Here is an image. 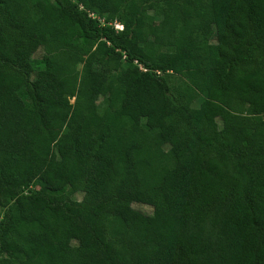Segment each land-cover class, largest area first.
Masks as SVG:
<instances>
[{
    "label": "trees",
    "instance_id": "obj_1",
    "mask_svg": "<svg viewBox=\"0 0 264 264\" xmlns=\"http://www.w3.org/2000/svg\"><path fill=\"white\" fill-rule=\"evenodd\" d=\"M0 209V264H264V0H0Z\"/></svg>",
    "mask_w": 264,
    "mask_h": 264
},
{
    "label": "rangeland",
    "instance_id": "obj_2",
    "mask_svg": "<svg viewBox=\"0 0 264 264\" xmlns=\"http://www.w3.org/2000/svg\"><path fill=\"white\" fill-rule=\"evenodd\" d=\"M115 27V26H114ZM116 29L117 26L115 27ZM43 54V50L42 49H38L34 54H33V61L36 63L38 60H40L41 56ZM168 81L171 85L172 90L175 92V90L182 85V83L184 82V77L182 75H178V74H168L167 76ZM218 123H220V119H217ZM83 193L82 192H77L73 195L74 199L80 200L82 197ZM132 206L136 209H139L141 211H143L144 213L150 214L152 213V207L146 204H142V203H138V202H134L132 203ZM1 209H0V213H1Z\"/></svg>",
    "mask_w": 264,
    "mask_h": 264
},
{
    "label": "built area",
    "instance_id": "obj_3",
    "mask_svg": "<svg viewBox=\"0 0 264 264\" xmlns=\"http://www.w3.org/2000/svg\"><path fill=\"white\" fill-rule=\"evenodd\" d=\"M113 25H114L115 27L117 26L118 29H122V25L119 24V23H114Z\"/></svg>",
    "mask_w": 264,
    "mask_h": 264
}]
</instances>
